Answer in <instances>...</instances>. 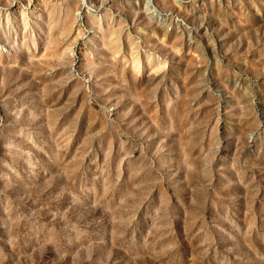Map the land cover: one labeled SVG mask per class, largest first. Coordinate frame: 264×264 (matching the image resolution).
<instances>
[{
  "label": "rangeland",
  "instance_id": "obj_1",
  "mask_svg": "<svg viewBox=\"0 0 264 264\" xmlns=\"http://www.w3.org/2000/svg\"><path fill=\"white\" fill-rule=\"evenodd\" d=\"M0 264H264V0H0Z\"/></svg>",
  "mask_w": 264,
  "mask_h": 264
}]
</instances>
